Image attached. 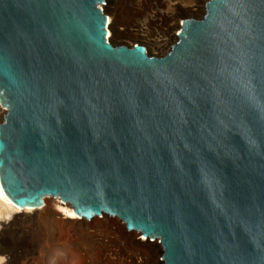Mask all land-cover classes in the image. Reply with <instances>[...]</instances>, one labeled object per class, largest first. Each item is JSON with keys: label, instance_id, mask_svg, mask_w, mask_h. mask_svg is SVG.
Masks as SVG:
<instances>
[{"label": "water", "instance_id": "1", "mask_svg": "<svg viewBox=\"0 0 264 264\" xmlns=\"http://www.w3.org/2000/svg\"><path fill=\"white\" fill-rule=\"evenodd\" d=\"M108 0H0V186L158 240L160 264H264V0H209L162 56Z\"/></svg>", "mask_w": 264, "mask_h": 264}, {"label": "rangeland", "instance_id": "2", "mask_svg": "<svg viewBox=\"0 0 264 264\" xmlns=\"http://www.w3.org/2000/svg\"><path fill=\"white\" fill-rule=\"evenodd\" d=\"M202 1L203 0H120L117 3L118 24L124 30L125 35L121 42L112 41L110 38L107 39L113 45L130 46L132 44H141L145 46L148 54L152 56H162L174 42L173 35L179 32L177 23L180 25L184 16L181 7H194L196 10L195 15L200 17ZM103 12L106 17H110L109 10L105 11L103 8ZM140 26L144 30L148 40L152 43H159L160 47L157 49L151 48L148 44L138 40L134 36V30L136 31ZM0 108L4 110L2 106H0ZM51 199L52 198H47L46 203L50 204L52 201ZM14 215H16L15 211H11L8 215L5 214L0 219V228H7L1 231L0 234V250L4 252L0 254L1 259L11 258V254L6 253L11 247L15 249L13 254L21 261L23 258L31 257L41 245L46 250L54 245H58L66 249H64L65 253H60L62 257L58 259L57 264H93L95 246L93 247L90 241L85 239L84 236L75 234L70 227L60 224L55 225L56 227H54L55 230L53 233L54 240L49 242L46 239V226L37 218L38 214H35L32 218L20 221L15 220ZM113 223V225L116 224V222ZM115 227L121 239L125 240L126 237L129 236V233L127 234L123 228H119L120 226L117 227V225H115ZM106 233V230L101 229L97 232V235L104 236ZM138 235L135 236L136 239L142 237L140 234ZM111 240L113 243L114 238ZM155 241L156 240H152L151 242L154 243ZM112 243L111 245L109 244L108 249L110 255H116L113 264H118L117 260L130 258L132 256L139 264H154V261L150 260L147 253L135 252L131 247L125 244L122 245V243L119 244L117 241ZM155 255L160 259V251L157 249H155Z\"/></svg>", "mask_w": 264, "mask_h": 264}, {"label": "bare ground", "instance_id": "3", "mask_svg": "<svg viewBox=\"0 0 264 264\" xmlns=\"http://www.w3.org/2000/svg\"><path fill=\"white\" fill-rule=\"evenodd\" d=\"M118 1L120 0H108L107 4L104 7V10L105 11L109 10L110 12V17H107V29H106L107 38H110L112 41L121 42L125 34H124V30L118 24V9H117ZM207 1L209 0L202 1L200 17L199 16L197 17L195 15L196 10L194 9V7L192 6H189L186 8L181 7L184 13L183 20L184 19H194V20L200 19L204 14V6ZM177 25H178V29L180 30L181 24L179 25L177 23ZM133 34L138 40L148 44L149 47L151 48L157 49L158 47H160L159 43L157 42L152 43L148 40L141 26L136 31L134 30ZM173 40L174 42L177 40V34L173 35ZM3 111L4 110L0 108V118H2L4 114ZM46 200L47 198L43 199V205L41 207L20 208V207L15 206L13 203H11L7 199V197L4 195L1 189V186H0V219L5 214L8 215L11 211H15L16 215H14L15 216L14 219L18 221L23 220V219L32 218L34 217L35 214H38L37 218L41 220L42 223L46 226V234H47L46 239L49 242H52L54 240L53 233L55 230L54 227H56L55 225L60 224V225L68 226L75 234L84 236L85 239L90 241L93 247L95 246L94 247L95 252L93 253V264H106V263L113 264L114 262L113 260H114V257H116V255H110L109 249H108L109 244L111 245L112 243V240H111L112 238H114V242L117 241L119 244L121 243L122 245L125 244L128 247H131L133 250H135V252L147 253L150 260L154 261V264L161 263L160 259H158L155 255V249L160 251L158 240L152 243L151 239L144 240L145 238L143 237L136 239L135 236L138 235V233L128 232L125 229L124 225L117 218L109 217L107 215H101L99 217L93 218L90 221H87L85 219H80L77 216H75L71 207L67 204L62 203L59 199L52 198L51 199L52 201L50 202V204L46 203ZM113 222H116L115 225H117V227L120 226L119 228H123L127 234L129 233V236L126 237L125 240L121 239L118 236V232H116L115 230L116 227L115 225H113L114 224ZM6 229L7 228H0V234H1V231H4ZM101 229L106 230L107 232L106 235L104 236L97 235V232H99ZM64 249L66 248H61L58 245H54L50 249L46 250L41 245L37 248L36 252L31 257L23 258L20 261V259L17 258L13 254V251L15 249L11 247L10 249H8V251H6V253L11 254V258H4V259L0 258V264H57L58 259L62 257L60 253H63V252L65 253ZM2 253L4 252L0 250V254ZM117 263L118 264H139L135 261V258L133 256L130 258H124L121 260H117Z\"/></svg>", "mask_w": 264, "mask_h": 264}]
</instances>
